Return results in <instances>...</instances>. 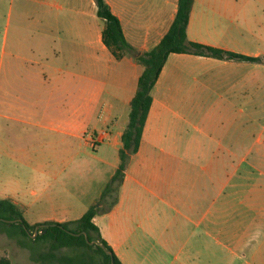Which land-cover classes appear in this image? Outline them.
I'll return each instance as SVG.
<instances>
[{
    "label": "crops",
    "instance_id": "crops-1",
    "mask_svg": "<svg viewBox=\"0 0 264 264\" xmlns=\"http://www.w3.org/2000/svg\"><path fill=\"white\" fill-rule=\"evenodd\" d=\"M106 2L139 54L178 11ZM104 28L96 0H0V199L31 225L81 218L119 166L144 66L116 58ZM187 36L264 57V0H194ZM200 163L221 176L190 174ZM116 196L93 221L124 264H264V58L171 53Z\"/></svg>",
    "mask_w": 264,
    "mask_h": 264
},
{
    "label": "trees",
    "instance_id": "trees-1",
    "mask_svg": "<svg viewBox=\"0 0 264 264\" xmlns=\"http://www.w3.org/2000/svg\"><path fill=\"white\" fill-rule=\"evenodd\" d=\"M97 13L105 21L103 41L118 59L127 54L136 57L144 66L139 78L138 89L130 102L129 120L121 136L120 163L110 182L103 191L97 204L92 205L78 220L68 222H45L29 224L21 208L10 199H0V220L9 226L19 227L17 231H7L10 237L19 233L34 236L36 227H39L33 240V245H27L32 251V258L38 264H124L116 255L113 248L102 237L99 227L94 223L95 216L103 210L99 207L106 197H113L112 204L117 201L125 171L132 154L139 149L147 116L152 104V89L159 74L171 53H193L211 56L219 59L260 62L261 57H252L210 45L189 40L187 26L194 0H178V11L169 31L160 43L151 51L139 54L126 40L119 18L111 11L106 0H96ZM21 219V222H10ZM26 227V229L24 228ZM96 241L112 252L107 254ZM48 242L49 249L41 251L39 243ZM68 252H62V249ZM94 254L102 256L98 261ZM0 264H12L8 259L0 257Z\"/></svg>",
    "mask_w": 264,
    "mask_h": 264
},
{
    "label": "rangeland",
    "instance_id": "rangeland-1",
    "mask_svg": "<svg viewBox=\"0 0 264 264\" xmlns=\"http://www.w3.org/2000/svg\"><path fill=\"white\" fill-rule=\"evenodd\" d=\"M264 58V57H261ZM254 134L251 135V138L253 140L254 136H258L259 129H256V131L253 132ZM218 155H223L225 153H217ZM255 153H247V159H253ZM242 158V153L236 154L234 157H232L233 160L238 161ZM205 166L204 163H200L197 167L194 169H191L192 171L190 174H195L199 176H213L214 178L220 177L222 174V169L218 167H211L209 164H206V168H203ZM210 166V167H209ZM232 171V168L230 169ZM12 187V184L9 183L7 180L0 179V195L4 192L5 189H8ZM216 183L213 186V191H216ZM1 197V196H0ZM110 201H112V198L110 197ZM19 230V227H13L9 226L3 221L0 220V257H4L8 259L12 264H38L36 261L32 258V251L29 246L27 245H33V240L35 238V235L25 236L21 233L18 235H15L13 237H10L7 233V231H17ZM49 243L48 242H41L39 243V249L41 251H45L49 249ZM69 250L64 248L62 249V252H68ZM92 252V251H91ZM94 254V252H92ZM98 261L102 260V256L99 254H94Z\"/></svg>",
    "mask_w": 264,
    "mask_h": 264
},
{
    "label": "water",
    "instance_id": "water-1",
    "mask_svg": "<svg viewBox=\"0 0 264 264\" xmlns=\"http://www.w3.org/2000/svg\"><path fill=\"white\" fill-rule=\"evenodd\" d=\"M17 221L21 222V219H18V220H12V221H10V222H17ZM24 228L26 229L25 226H24ZM38 230H39V227H36L34 235L37 234ZM86 239H87V241L89 242V244H91V245H94V244L100 245V246L104 249V251H105L107 254L112 255V252L109 251V250H107V249L105 248L104 245H102V244H100V243H98V242H96V241H89L87 235H86ZM112 264H114L113 261H112Z\"/></svg>",
    "mask_w": 264,
    "mask_h": 264
},
{
    "label": "built area",
    "instance_id": "built-area-1",
    "mask_svg": "<svg viewBox=\"0 0 264 264\" xmlns=\"http://www.w3.org/2000/svg\"><path fill=\"white\" fill-rule=\"evenodd\" d=\"M104 137H105V132H102V133L97 135L96 139L97 140H102ZM96 139H91V144H94Z\"/></svg>",
    "mask_w": 264,
    "mask_h": 264
}]
</instances>
